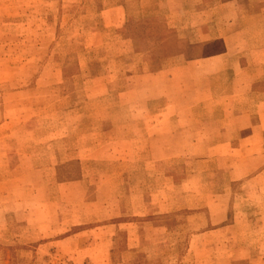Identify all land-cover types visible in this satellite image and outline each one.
Masks as SVG:
<instances>
[{
	"label": "rangeland",
	"instance_id": "rangeland-1",
	"mask_svg": "<svg viewBox=\"0 0 264 264\" xmlns=\"http://www.w3.org/2000/svg\"><path fill=\"white\" fill-rule=\"evenodd\" d=\"M141 1L0 0V264H264V96L220 103L250 59H167L188 49ZM121 4L125 29L101 13Z\"/></svg>",
	"mask_w": 264,
	"mask_h": 264
},
{
	"label": "crops",
	"instance_id": "crops-1",
	"mask_svg": "<svg viewBox=\"0 0 264 264\" xmlns=\"http://www.w3.org/2000/svg\"><path fill=\"white\" fill-rule=\"evenodd\" d=\"M154 1V6L150 9L152 10L151 13L147 14L144 13L142 19L146 20L147 18H162L164 23L166 24L167 28L171 31H174L180 40V44H182L183 48L188 49L184 51V54L179 55H169L167 59H183L187 61V65L191 63H195L197 61H202L205 59H213L218 58L220 64L224 62V60L228 58H236V59H250V66L243 69L235 68V75L237 76L234 80V86L229 88V91L234 93V102L230 101L228 104L227 99L220 100V103L224 108H236L240 103L237 101V94L244 93V92H256V93H263L264 90H260V86H258L260 81L262 82L263 79H258V81H254V83H250L249 85H245V81L243 76H249V79L252 77L259 76V62H261L260 58L264 57V48L261 46L264 45V25L261 23L264 22V0H257L259 3L258 10L255 14H252L250 17L245 16L242 11V5H240L239 0H149ZM144 0L140 2L139 14L140 16L143 15L144 7ZM241 9V10H240ZM130 9L127 5H115L110 9L102 10L101 13L107 14V22L109 21L112 26H116L117 24H121V28L125 29L128 24L131 23L130 19ZM132 16V13H131ZM250 19L253 22H260V34L256 37V47H252L251 49V56L245 57V50L242 51H234V49L238 48L235 47V43H242L244 44V40L241 38L244 35L250 34L249 30H242ZM151 20V19H148ZM238 25H241L238 28ZM119 28V26H118ZM241 37H238V36ZM262 36V38H261ZM143 39H129L128 42H132L133 48L135 47L136 43H139V46L142 47V50H139L137 53L138 55L142 56L144 59H152V56L149 55L144 48V40ZM262 43V44H261ZM220 44L222 45V49L219 50V53L215 57L203 56V55H196L195 50H201L205 47H209L208 45H215ZM190 49V50H189ZM134 51V50H133ZM136 52V51H135ZM192 52V53H191ZM191 56V57H188ZM191 58V60H189ZM197 60V61H196ZM256 60V64H255ZM264 59L262 58V61ZM251 70V71H250ZM250 71V72H248ZM227 69H220L219 70V90L224 91L223 93L227 92V84L226 79L223 77L226 76ZM263 74V73H261ZM163 72L152 71L151 69H145V72L141 75V80L146 82L154 81L155 84L161 82ZM222 77V78H221ZM131 90V89H130ZM130 90H126L130 91ZM131 95V92H128ZM224 95V94H223ZM222 95V96H223ZM124 96H127L125 94ZM223 99V98H222ZM233 100V99H232ZM241 113L235 112L234 115H240ZM232 115V113L230 114ZM257 119L255 120L257 124H263L264 121L260 118L257 114ZM163 122H161L162 124ZM159 122H156L158 125ZM159 126V125H158ZM156 126V130L158 129ZM225 130V128H223ZM222 138L230 139V138H240V136H228L225 132ZM258 136V135H257ZM144 139L146 138H153V135H144L142 136ZM157 138H161V135H158Z\"/></svg>",
	"mask_w": 264,
	"mask_h": 264
},
{
	"label": "trees",
	"instance_id": "trees-1",
	"mask_svg": "<svg viewBox=\"0 0 264 264\" xmlns=\"http://www.w3.org/2000/svg\"><path fill=\"white\" fill-rule=\"evenodd\" d=\"M182 54H184V53H182ZM182 54H180V55H182ZM188 57H191V56H188ZM189 60H191V58Z\"/></svg>",
	"mask_w": 264,
	"mask_h": 264
}]
</instances>
